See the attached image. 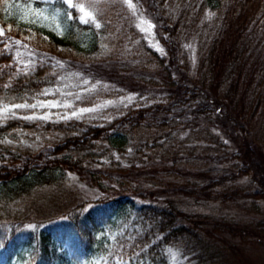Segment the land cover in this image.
I'll list each match as a JSON object with an SVG mask.
<instances>
[{"label": "rangeland", "instance_id": "rangeland-1", "mask_svg": "<svg viewBox=\"0 0 264 264\" xmlns=\"http://www.w3.org/2000/svg\"><path fill=\"white\" fill-rule=\"evenodd\" d=\"M200 2L131 0L134 15L123 0H92L91 6L89 0H73L84 3L85 12L104 27L96 52L80 53L86 63L96 61L100 68L83 72L57 53L52 56L48 65L53 83L45 84L40 95L0 101V123L12 117L34 123L13 128L0 143L51 152L64 130L54 131L44 125L47 122L106 124L130 109L161 102L171 110L169 116L165 112L159 116L168 120L159 131L138 130L124 150L101 142L95 156H83L85 166L94 169L97 184L68 170L57 182L0 201L1 223L36 229L48 222V216L59 218L80 201L85 208L93 199L114 193L134 195L140 201L172 199L184 210L205 217L207 226L219 224L217 233L224 241L217 240L214 248L227 264H264V198L245 194L264 188V119L260 112L250 120L236 118L202 82L205 49L222 10L200 8ZM35 12L26 10L24 18L35 22ZM0 29L5 33L1 24ZM19 36L33 41L25 33ZM11 40L10 51L19 59L25 52L17 39ZM261 48L255 44L253 58ZM22 59L26 64L31 60ZM45 89L48 95L42 94ZM40 101H58L60 106L13 109L14 116L2 112L4 106ZM81 108L93 111L71 117ZM45 114L51 119L23 118ZM65 115L71 118L62 119ZM237 120L243 128L235 125ZM247 138L255 150L248 163L240 147ZM132 165L135 170L118 169ZM241 167L247 170L242 173ZM171 257L184 263L177 248H172Z\"/></svg>", "mask_w": 264, "mask_h": 264}, {"label": "trees", "instance_id": "trees-1", "mask_svg": "<svg viewBox=\"0 0 264 264\" xmlns=\"http://www.w3.org/2000/svg\"><path fill=\"white\" fill-rule=\"evenodd\" d=\"M202 7L222 10L205 49L202 82L220 104L229 105L236 118L250 120L260 112L264 119V0H201ZM28 9L36 11L35 22L24 18ZM69 14L80 15L65 0H0V24L5 30L0 36V101L40 95L45 84L53 83L48 64L56 53L83 72L100 68L96 61L86 63L80 53L96 52L104 27L81 23ZM21 33L34 41L30 40L32 54L14 59L11 39L18 40ZM257 43L262 48L253 58ZM23 56L31 58L34 70L22 71ZM170 110L161 102L130 109L106 124L47 122L44 125L54 131L64 130L51 152L0 143V201L57 182L68 170L97 184L94 169L85 166L83 156H95L101 142L119 151L126 149L138 130L162 129ZM162 112L168 116L160 117ZM33 124L12 117L0 123V139L15 127ZM237 124L244 127L241 121ZM249 143L247 138L240 146L246 163L255 153ZM245 194L264 198V188ZM83 205L84 201L78 202L59 218L48 216V222L36 229L0 222V264H227L214 248L217 240L224 241L217 233L219 224L207 226L205 217L184 210L172 199L140 201L134 195L114 193ZM172 248L180 251L184 263L173 261Z\"/></svg>", "mask_w": 264, "mask_h": 264}, {"label": "snow or ice", "instance_id": "snow-or-ice-1", "mask_svg": "<svg viewBox=\"0 0 264 264\" xmlns=\"http://www.w3.org/2000/svg\"><path fill=\"white\" fill-rule=\"evenodd\" d=\"M91 2L92 0H89V6H91ZM124 3H126L128 5V7L130 9H133V14L135 15L136 9L134 8L133 4L131 3V0H123ZM65 3L68 5L69 8H73L76 10L77 13H80V15L77 16H71L69 14V18L72 19H79L81 23H87V24H94L96 28H100L101 27V23L97 22L95 20V18L90 14L85 12V5L84 3H77V4H73V0H65ZM141 23H144L143 21H141ZM139 27V25H138ZM150 27H154L149 25ZM144 31H148L149 29H143ZM62 34V32L60 33ZM4 35L3 29H0V36ZM17 44L21 43L20 41H16ZM34 70V64L32 61H28L27 64L25 65V68L22 71H32ZM85 84L88 83V81H84ZM95 88V85H93V89ZM58 91V90H57ZM43 95H48L49 94V90L45 89L42 92ZM80 97L77 96V99H79ZM129 99H131V97H129ZM111 103V102H108ZM59 102L58 101H40L37 102L35 104H28V103H21V104H12L10 107L9 106H4L2 109V112L4 114H8L11 113L13 116L15 115V112L13 111V109H22V108H52V107H58ZM107 106V104L102 105V107ZM89 111H93V109L90 108H81L78 111H73L71 114V117H78L79 115H82L85 112H89ZM70 116H63L61 117L62 119H70ZM24 119H43V120H49L51 119V115L50 114H45L43 116L37 117L36 115H32V116H26L23 117ZM121 260H123V257H121Z\"/></svg>", "mask_w": 264, "mask_h": 264}]
</instances>
